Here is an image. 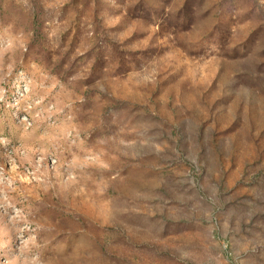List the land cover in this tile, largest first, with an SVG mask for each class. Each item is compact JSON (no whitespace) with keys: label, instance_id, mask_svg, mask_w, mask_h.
Wrapping results in <instances>:
<instances>
[{"label":"rangeland","instance_id":"rangeland-1","mask_svg":"<svg viewBox=\"0 0 264 264\" xmlns=\"http://www.w3.org/2000/svg\"><path fill=\"white\" fill-rule=\"evenodd\" d=\"M0 264H264V0H0Z\"/></svg>","mask_w":264,"mask_h":264}]
</instances>
